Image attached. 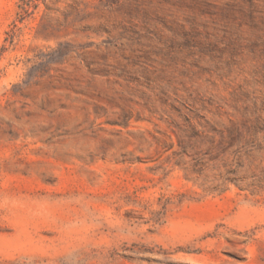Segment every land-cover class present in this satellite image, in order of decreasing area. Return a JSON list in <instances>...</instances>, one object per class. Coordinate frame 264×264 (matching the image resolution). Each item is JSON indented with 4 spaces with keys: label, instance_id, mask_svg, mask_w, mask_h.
<instances>
[{
    "label": "rangeland",
    "instance_id": "1",
    "mask_svg": "<svg viewBox=\"0 0 264 264\" xmlns=\"http://www.w3.org/2000/svg\"><path fill=\"white\" fill-rule=\"evenodd\" d=\"M0 264H264V0H0Z\"/></svg>",
    "mask_w": 264,
    "mask_h": 264
}]
</instances>
